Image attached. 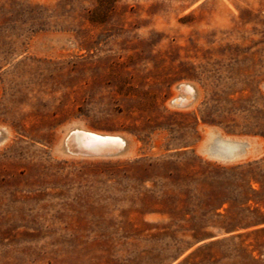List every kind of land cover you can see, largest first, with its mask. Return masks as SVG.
Instances as JSON below:
<instances>
[{"label": "rangeland", "instance_id": "374dc122", "mask_svg": "<svg viewBox=\"0 0 264 264\" xmlns=\"http://www.w3.org/2000/svg\"><path fill=\"white\" fill-rule=\"evenodd\" d=\"M77 120L134 154H55ZM0 124V264H264V0H0Z\"/></svg>", "mask_w": 264, "mask_h": 264}, {"label": "bare ground", "instance_id": "6f19581e", "mask_svg": "<svg viewBox=\"0 0 264 264\" xmlns=\"http://www.w3.org/2000/svg\"><path fill=\"white\" fill-rule=\"evenodd\" d=\"M174 89V95L169 100V104L173 108L187 110L193 108L197 101L200 100V91L194 81L177 82ZM11 134V129L8 126L0 124V146L10 139ZM207 134L208 136L204 143H202L201 147L200 145L198 147H200V151L203 154L211 159L231 163L247 158L253 155V152L258 151L255 144L256 138L253 140L248 137L229 136L216 128H209ZM136 142L132 137L124 133L93 129L82 123V121L79 122L77 120L68 125L66 124V127H64L63 135L55 147V154L73 158H121L134 154L137 147L136 144H138ZM259 148L262 149L263 147ZM258 153L255 152L256 155Z\"/></svg>", "mask_w": 264, "mask_h": 264}]
</instances>
